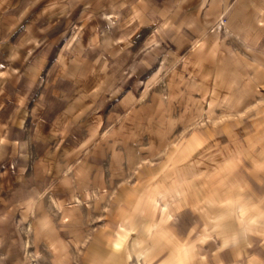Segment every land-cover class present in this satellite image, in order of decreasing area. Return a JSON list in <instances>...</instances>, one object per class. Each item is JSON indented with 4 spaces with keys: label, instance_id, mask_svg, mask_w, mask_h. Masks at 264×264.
Returning <instances> with one entry per match:
<instances>
[{
    "label": "rangeland",
    "instance_id": "rangeland-1",
    "mask_svg": "<svg viewBox=\"0 0 264 264\" xmlns=\"http://www.w3.org/2000/svg\"><path fill=\"white\" fill-rule=\"evenodd\" d=\"M0 264H264V0H0Z\"/></svg>",
    "mask_w": 264,
    "mask_h": 264
}]
</instances>
